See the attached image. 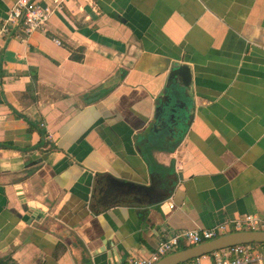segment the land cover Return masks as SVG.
<instances>
[{
    "label": "crops",
    "instance_id": "1",
    "mask_svg": "<svg viewBox=\"0 0 264 264\" xmlns=\"http://www.w3.org/2000/svg\"><path fill=\"white\" fill-rule=\"evenodd\" d=\"M175 63L194 119L151 133ZM246 215L264 218V0H65L0 36V264H129Z\"/></svg>",
    "mask_w": 264,
    "mask_h": 264
},
{
    "label": "built area",
    "instance_id": "2",
    "mask_svg": "<svg viewBox=\"0 0 264 264\" xmlns=\"http://www.w3.org/2000/svg\"><path fill=\"white\" fill-rule=\"evenodd\" d=\"M52 6H42L36 0H18L8 11L0 30V36L12 33L25 40L32 34L44 31L54 9L60 8L65 0H51ZM58 45L61 43L57 40ZM45 127L44 124H41ZM47 141L55 143L51 133L46 134ZM239 231H264V218L246 215L232 222L209 230H186L171 236L162 242L148 257H133L129 264H155L163 257L184 248L200 245L220 236ZM183 264H264V244H243L212 252L192 259Z\"/></svg>",
    "mask_w": 264,
    "mask_h": 264
},
{
    "label": "water",
    "instance_id": "3",
    "mask_svg": "<svg viewBox=\"0 0 264 264\" xmlns=\"http://www.w3.org/2000/svg\"><path fill=\"white\" fill-rule=\"evenodd\" d=\"M167 79L165 87L167 92L158 98L159 105L156 108L150 132L157 134L166 130L170 134L182 135L194 119V108L185 101V99H190L187 92L192 84V73L188 66L175 63L168 71ZM126 185L134 191L144 189L142 186L134 187L128 184L120 186L125 188ZM105 192V195L109 197V191L105 190ZM114 195L120 197L117 193ZM243 244H264V231L229 233L200 245L179 250L163 257L155 264H183L203 255Z\"/></svg>",
    "mask_w": 264,
    "mask_h": 264
},
{
    "label": "trees",
    "instance_id": "4",
    "mask_svg": "<svg viewBox=\"0 0 264 264\" xmlns=\"http://www.w3.org/2000/svg\"><path fill=\"white\" fill-rule=\"evenodd\" d=\"M72 59L75 61H82V56L77 55L76 53L72 54Z\"/></svg>",
    "mask_w": 264,
    "mask_h": 264
}]
</instances>
